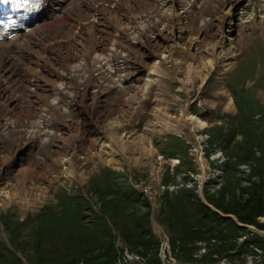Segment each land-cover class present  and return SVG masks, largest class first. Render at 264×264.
I'll return each instance as SVG.
<instances>
[{"label":"rangeland","instance_id":"1","mask_svg":"<svg viewBox=\"0 0 264 264\" xmlns=\"http://www.w3.org/2000/svg\"><path fill=\"white\" fill-rule=\"evenodd\" d=\"M85 1L80 0L78 3L81 11H84L86 7ZM148 1L151 2L152 0ZM230 1L193 0V2H190L189 0H175L174 2L169 1L168 5L164 6L163 1L159 0L155 4L156 10L153 9L150 14L142 13L144 17L138 16V13H135V16H127L129 11L120 7L116 9L119 16L116 20L119 24L109 19L107 23L99 24L96 30L98 32L99 27L104 28V33L94 34L89 38L78 24H74L77 21L79 11L77 7L72 15L64 20L65 29L71 33V35L65 37V42L69 46H74V40L82 36L85 39L81 44L87 47L90 46V39L92 41L95 39L94 42L97 43V48L101 47L102 49H98V52L106 51L114 44L115 49L121 50L126 57L139 66V78L145 77L146 71L149 72L154 65H157L158 60L167 57V60H171L173 64L175 63L177 72L165 75L168 76V83H156L152 88L153 92H150L151 98L149 100L153 99V105L159 108L161 112L177 117L181 116L180 113L183 109L180 106L188 103L187 110L191 114L201 117V119H208L206 131L209 135L211 132H215V127L218 125H223L224 128L229 129L241 111L248 119H252L253 122L260 120L259 122L264 126V0H235L233 6ZM244 8L248 11L242 16L241 13ZM163 10H166L167 18L162 16ZM228 13H231L232 18L237 22H239V18H243L241 19V28L232 33V48L235 51V56L230 60L228 66H214L215 60L213 61L211 56L207 57L204 50L217 43L218 37L220 38L224 33H228ZM166 26L170 30L167 33H165L168 29ZM70 27L72 28L70 29ZM115 30L119 32L115 33ZM172 31L173 33H179L182 40L176 43L180 52H174L171 56L170 52L173 51L172 48L176 44L169 41L168 38L164 39L163 36L172 34ZM62 43L64 44L63 41ZM50 48L49 42L42 46L34 44L32 50L41 55V59L37 63L34 61L29 63V68H33L31 72H22L20 67L16 68L11 78L7 76L13 71L14 62L11 63V60L5 61V66L8 67L11 64V67H8L10 71L6 74L7 76L3 75L8 87L2 86L4 89H0V190L6 191L9 189L8 191L12 196L19 191L21 197L27 199L25 208L14 201L6 204L2 203L0 199V215L4 217L0 218V242L18 258L19 264H98L104 261V258L100 259L99 257L102 251L98 248L94 249L98 246V243H93L89 236L78 234V225L97 229L98 216H100L99 213L104 203L116 202L115 195L108 193L104 196L96 189L98 183L102 187L109 185L107 182L111 180V177L106 175L100 178L103 170L107 169L118 176L121 175L119 186L123 189L126 188L124 190L128 189L125 184L128 179L126 175L128 174L132 181H139V183L142 182L150 186L151 191L156 195L151 203L147 200L144 205L136 201L138 192L131 194L129 191L133 195L131 202L136 201L138 205H132L130 202H118V209L122 216L148 215L152 237H144L145 240H151L150 244L138 245L131 249V246L122 241L119 231L113 228L114 247L118 248L115 251L114 264H264V231L257 232L256 229L258 231L261 229L238 221L233 214L222 212L217 207L209 204L206 199L207 195L213 196L215 199L220 196L226 202L232 200L234 196L244 202L249 198V192H246L245 189L254 185L264 187V171L262 173L258 172L260 171L258 168L261 166L257 163L259 156L264 158L263 133L260 148L255 149L254 157L239 162L236 169L231 172V177L226 170L220 178L219 186H213L212 190L207 187L204 189L202 196L212 208L223 214L231 215L239 224L247 225L250 228H242L230 220L231 222L227 221L226 224H219V228L216 227L211 232L202 233L203 238H197L198 234L191 233L187 235L186 240L175 239L169 233L168 227L161 221V219H165L167 212L171 210L166 204L168 197H165V195L176 194L180 189L186 187L165 188V185L171 183L169 171L164 172L161 180H152L151 171H153L155 165L152 154L156 151L155 141H150V135L141 130V125L138 129L140 131L139 135L142 137H137L138 135L128 137L121 135L119 132L117 133V131H112L115 123L112 119L120 117V115L113 117L115 112L113 110L107 115L108 117H102L100 120L104 119L103 121L108 123V129L107 127L105 129L110 133L104 130L106 139L113 142V138L118 136L119 147L114 143L115 147H111V142L107 143V147L104 142L102 143L103 150V147L96 149L95 145H91L89 149H84L81 152L82 156L80 157L75 155H73L74 157L71 155L55 156L58 161L64 159L70 160V163L72 161L75 172L74 169L71 172L67 171V164L63 167L60 164H51L49 172H43L42 170L41 177L36 181L34 180V182H28L23 191L25 194L21 193L17 186L19 180L14 174L19 169L24 170V168L39 172L38 167L40 164L48 161L43 156V150L37 151V141L31 142V140L22 137V129L27 127L24 124L28 121L29 112H33L32 110L35 108L33 106L36 103H43V106L49 109V104L52 102L69 101L70 112L69 114L64 112L63 115H60L58 124L67 121L76 123L74 121L77 114L76 108L81 103V97L90 95L91 88H93L87 65L92 54H87L86 60L72 61L69 59L73 62L70 66L72 71L66 72V64L61 66L62 63L58 62L61 67H57L54 58L55 53ZM170 56L174 59L172 60ZM82 62V66L79 67ZM48 67H54L57 71L63 72L64 78H57L55 75H51V72L44 71ZM170 68L168 70H171ZM26 73H29V75ZM220 83L225 88L227 98L231 99L232 108L230 109H224L220 103L215 102L218 101V95L215 92L218 90V84ZM175 91H179L177 97L170 96ZM93 93L97 95V92ZM26 95L28 96L26 97ZM33 96L36 100H32ZM120 98L115 101L111 99L110 103L113 101V103H116L115 105H119ZM65 107L66 105L63 106V109ZM110 109H112V106L109 107ZM175 116L173 118H176ZM160 118L165 119L162 116ZM86 136H91L89 131ZM168 139L166 144L167 154ZM241 139L242 135L238 133L235 142ZM103 141L106 140L103 139ZM22 142L24 146L18 149ZM122 144H125V146ZM28 145H30L29 148L34 147L35 151H31L17 160L19 152ZM219 145L223 149L226 143L222 142ZM140 146L144 149H141L143 154L137 151H140ZM233 146L234 144L226 149V152L223 149L226 159L229 157L228 155L237 157V152H235L236 155L231 153ZM109 147L112 150L110 153L114 152L115 148L117 150L110 155ZM54 153L60 154L59 151ZM12 154L15 155V159L12 165H8L9 159L7 157ZM118 161L127 164L130 167V173L127 172L126 175H123L116 171L117 167H114L116 166L114 163H118ZM244 163L250 166V168L248 167L249 174L237 171L238 166ZM127 166L125 165V169ZM252 176L255 177L252 179ZM159 182L164 188L159 186ZM186 189L195 191L194 188ZM76 195H83L89 199L90 208L88 210L83 211L84 208L82 207V212L80 211L79 206L76 205L80 198H72ZM141 197L144 198V195ZM5 218L14 223L24 224L31 221V225L20 231H10L12 225L5 224ZM258 221L264 223V216L259 217ZM191 237L194 238L190 240ZM6 241L12 250L8 247ZM155 241L157 242L155 243ZM225 241L228 246L232 245L231 250L225 251L221 248ZM248 241H253L254 245L249 247ZM83 247L88 253L76 258L75 255H78L80 253L79 249ZM1 249L0 264H14L13 259L9 255H4Z\"/></svg>","mask_w":264,"mask_h":264},{"label":"trees","instance_id":"2","mask_svg":"<svg viewBox=\"0 0 264 264\" xmlns=\"http://www.w3.org/2000/svg\"><path fill=\"white\" fill-rule=\"evenodd\" d=\"M259 121L253 122L252 119H248L246 116H244L243 111H241L239 116L233 121L229 129L224 128L223 125H218L217 127H215V132L210 133V144H221L222 142H225L226 145L223 148L225 152L227 151L226 149H229L231 145L234 144L233 151L230 152L232 154H234L235 152L238 153L237 157L228 155L229 157H227V159L223 163V173L227 170L229 176L231 177V172L236 169V166L239 162H244L254 157L255 149L258 150V148H260L262 133L264 134V126ZM238 133H241L242 139L238 141L236 140L235 142V137ZM168 140V155L172 157L177 156L180 158V164L175 168V170L177 172L190 170L191 163L187 156V145L183 140L174 136H169ZM234 158L236 159L234 160ZM263 162L264 158H261L259 156L257 158V163L261 166L260 168H258V170H260L258 171L259 173H262L264 171ZM106 175H108V177H111V180L113 181L111 183V180L108 181L107 183L109 185H107V187H102V185L98 183L96 185V189L100 191V193L104 196L108 193L115 195L117 198L116 202L104 203V206L99 213L100 216H98L96 225L97 229L94 230L87 226L78 225V234L80 233L81 236L85 235L86 237L89 236V238L92 239L93 243H98V246H96L94 249L98 248L100 251H102V254L99 257L100 259L104 258V261L98 264H114L116 256L115 251L118 248L114 247L115 236L112 232L113 228L119 231L122 241L125 244L131 246V249H134L138 245L141 246L148 243L150 244L151 240H145L144 237H152L150 229V218L147 214L142 216L135 214H133L132 216H122L118 209V202L132 203L131 200L133 195L131 194L136 191L130 186H127V190H124L126 188L123 189L122 187H120L118 175L108 169L103 170V172L100 174V178ZM170 178L172 180V177ZM245 190L246 192H249V198H247L244 202H241L238 197L234 196L232 200L226 202L224 201L223 197L220 198V196L215 199L213 196L207 195L206 199L209 204L217 207L222 212L233 214L238 221L245 224L254 225L256 228L264 231V223L258 221L259 217L264 216V187L254 185L253 187H249ZM129 191L131 192V194ZM165 197H168L166 204L171 210L167 212V216L165 217V219H161V221L168 227L169 233H171L172 236H174L177 240H186L188 237L187 235H190L191 233L198 234L197 238H203L202 233L206 234L207 232H211V230L213 231L216 227H218L219 224H226L227 221H230L224 220L217 214L211 212L203 203H201L195 191L191 189L183 188L180 189L178 193L165 195ZM72 198H80V201L76 202V205L79 206L80 211L82 207L84 208L83 211L90 208V202L87 197H84L83 195H76ZM136 201L137 203L144 205L147 203V200L142 198L139 193ZM136 201L132 203V205H138ZM0 218L4 217L0 215ZM6 218L4 219V221H6L5 224H7L8 226L12 225L10 231H20L26 229L31 225V221L24 224L16 222L14 223L10 219ZM226 235H228V233H226ZM193 238L194 237H191L190 240ZM156 242L157 241H155V243ZM248 242L249 247L250 245H254L253 241ZM226 243L227 242L225 241V243L221 245V248L225 251L231 250L232 245L228 246ZM0 248H2L1 250L4 255H9L13 259L14 264H19L18 258L10 253L8 248H6V246H4L2 242H0ZM79 252L80 253L78 255H75L76 258L82 257L83 255L88 253V251H86L84 247L79 249ZM69 262L70 261L68 260V263Z\"/></svg>","mask_w":264,"mask_h":264},{"label":"built area","instance_id":"3","mask_svg":"<svg viewBox=\"0 0 264 264\" xmlns=\"http://www.w3.org/2000/svg\"><path fill=\"white\" fill-rule=\"evenodd\" d=\"M148 73V70H147ZM146 73V74H147ZM103 88L105 93L110 91L113 87L114 82L119 78H124V73L119 75V78L110 74L108 75L106 72L101 74ZM108 79V80H107ZM156 84L149 83L147 76L141 79V82H134L133 86L129 85V89L126 90V93L122 94L120 97L119 105H112V109L105 108L106 99L104 95H94L93 92H90V98L87 100L86 112L81 113L82 119L86 121H82L84 123L82 125H70L68 123H64L60 125L59 129L55 128V123L53 121L44 120L40 124L36 123L34 120H29V122H25L24 125L27 127L22 129L28 130L31 133H35L34 139H31L29 136H25L26 139L34 141L35 138L41 137L45 133V129L47 126L49 127V132L51 133L48 138V142L46 145H41L40 148L44 151V157L47 158L48 161H44L38 167L40 170L50 171L51 164H56L57 159L55 156H82L81 152L84 149H89L91 145H95L96 149L102 148V143H107L108 140L104 134V128H102L103 120L100 118L106 117L111 110L115 111L113 117L119 116L121 110H125V114H127V118L122 121L119 129H114L113 131L119 132L123 136H132L138 135L140 133L137 123L139 121V117L142 113H145L147 119H145L141 130L146 131V134L150 135V141H155L156 151L152 154V160H154L153 171H151L152 180H161L162 175L165 171H169V175L173 177V180L170 184L165 185V188H178V187H186V188H194L195 192L203 196L204 189L207 187L213 188V186L218 187L220 178L223 174V163L225 161V157L222 152L218 148H210L208 144V135L203 133V129L207 126V124L203 126H199L196 124H191L192 119H188L187 123L183 121H178L177 119L182 116V114L187 110L188 103L185 104L183 109L181 110L180 117L175 115L166 114L161 112L159 108H156L153 105V99L149 100L150 92H153V87ZM143 86L149 87V90L146 93V97L143 95L144 90ZM157 94V90H156ZM179 94V91H175L170 96H176ZM106 95V94H105ZM226 95V94H225ZM227 96V95H226ZM35 96H33V99ZM133 98V99H132ZM173 98V97H172ZM218 103H220L225 96L223 94H219L217 96ZM36 100V99H35ZM33 107H35L32 111L34 115H39L40 112L43 111L44 106L42 103H36ZM136 111V113H135ZM187 112L192 115L188 110ZM135 113V114H134ZM48 118L51 117L55 122L58 121L57 117L48 111ZM164 117L165 119H161L160 117ZM176 117L173 118V117ZM207 123V122H206ZM185 124V125H184ZM190 124V125H188ZM188 125V126H187ZM47 130V129H46ZM89 131L91 136L87 137L86 133ZM168 135H174L176 137L182 138L188 144V157L191 161V169L187 171H182L181 173H176L175 168L179 164V158L167 157L166 151V140ZM106 140V141H103ZM30 143V142H28ZM24 145V144H23ZM104 148V147H103ZM102 148V149H103ZM109 153H110V147ZM55 151H59L60 154L54 153ZM112 151V150H111ZM114 153V152H112ZM110 153V155H112ZM121 156H123L120 153ZM117 167L116 171L121 174H125L127 172L130 173V167L127 164L122 162L114 163ZM125 165L127 166L125 169ZM43 166V167H42ZM42 167V168H40ZM250 166L247 164H241L238 166L237 171H243L246 174H249ZM128 176V174L126 175ZM255 176H252V179ZM128 182L131 186L138 189L145 198L151 203L156 195L151 191V187L145 183L139 181H132V178L128 176ZM159 186L164 188L163 185L159 182ZM159 189V188H158ZM165 243V242H164Z\"/></svg>","mask_w":264,"mask_h":264},{"label":"bare ground","instance_id":"4","mask_svg":"<svg viewBox=\"0 0 264 264\" xmlns=\"http://www.w3.org/2000/svg\"><path fill=\"white\" fill-rule=\"evenodd\" d=\"M79 1L80 0H49V3L46 7V15H47V17H49V20H45V18H42V20H45L44 23H38L34 28H31L27 33H25V34L16 33L11 38H9L7 40L0 41V89H4V87H8V85H6L5 80L3 79V75H6L10 71V69L8 67L11 64L7 67L4 65L5 61L11 60V63H12V61L14 62L13 63V71L11 73H9L8 76L6 75L7 77H10V78L13 77L14 70L18 67L21 68L22 72H31V70H33V68H29V63L31 61H34L35 63H37L38 60L41 59V55L33 52V50H32V46L34 44L42 46V45H45V43L49 42L51 45L50 49L55 53L54 58H55L57 67L59 68V67L66 64V66H67L66 72L72 71V69L70 67L73 63L72 61H74V60L78 61L79 59L86 60V57L89 54H92L91 56H93V57H91V59L89 58V61L87 63L88 72L90 71L88 74L90 75V74H92V72L99 70L97 68L101 65V61H100V55L101 54H99V52H98L99 48H97V43L94 42L95 39H94V41H92V39H90L91 40V41H89L90 46L88 45L87 47L85 45L81 44L83 39H85L82 36H79V37H77L76 40H74V42H73L74 46H71V45L69 46V45H67V42H65V37L68 35H71V33L67 29H65V21L64 20L72 15V13L75 11V8L77 9ZM158 1L159 0H152L151 2H149L148 0H86L85 1L86 7L84 8V11L83 10L81 11V9H79V7H78L79 11H78V15H77V21L74 24H78L80 26L81 30L83 32L87 33V36L89 38L92 35L96 34V30L98 29L99 24H101L103 22L107 23L108 22L107 20H109V19L114 21L116 24H119V22L116 20L119 17L117 15L118 11L116 9H119L120 7L125 8L126 10L129 11L127 16H135V13H138V16H143V14H146V13L150 14L153 11V9L156 10L155 4L158 3ZM162 1L164 3V6H167L169 1L174 2L175 0H162ZM189 1L193 2V0H189ZM234 3H235V0L230 1V4L232 6ZM230 10H229V12H230ZM247 11H248V9L244 8L243 12L241 13L242 16H244L247 13ZM165 13H166V10H163L162 16L163 17L166 16V18H167V15ZM121 15H124V14H121ZM227 17H228L227 18V24H228V28H229L228 33L226 32L220 38L218 37L219 40L217 41V43H215L211 48L204 50V53L207 57L211 56L213 61L215 60L214 66H224V67L228 66L230 60H232V58L235 56V51L232 48V42H233L232 33L233 32L235 33L237 31V29L241 28L240 24H241V19H243V18H239L238 19L239 22H237V20L235 21L232 18L231 13H228ZM128 23H132V22H128ZM70 26H71V24H70ZM71 28L72 27H70V29ZM166 28H168V29L165 31V33L170 31L168 26H166ZM98 32L104 33L105 31H104V29H100ZM171 33L172 34H170V35H164L163 38L164 39L168 38L169 41H172L174 44H176L178 41L182 40V36L179 33H173V31ZM62 41L64 42V44L62 43ZM177 47H178L177 44L175 46H173L174 49L172 48L173 51L170 52L171 56L174 52L175 53L180 52V50ZM167 56H168V54H167ZM83 58H85V59H83ZM166 58L165 59L161 58L160 60H158L159 62L157 63V65H154L152 67V69L146 74L149 83H154V84H156V83L159 84V82L168 83V80H167L168 76H165V75L169 74L171 72L172 73L177 72V69H176L177 66L175 65V63L173 64V62L170 60L172 62V64H171V62L169 60H167ZM25 59H27L26 62H24ZM69 59L72 61H70ZM173 59L174 58H172V60ZM58 62L62 63V64H60L61 66L58 64ZM82 64H83V62L79 65V67H81ZM44 66H46V65H44ZM169 67H171L170 68L171 70H168ZM44 71L51 72V75H55L57 78L64 76L63 72L57 71L54 67H48ZM52 73H54V74H52ZM26 74L29 75V73H26ZM162 75H164V76H162ZM14 81H16V80L14 79ZM18 81H20V80L18 79ZM2 86H4V87H2ZM25 86L28 87L27 85H25ZM5 90H7V89H5ZM143 90L145 93L143 95V97H144V96H146V93L149 90V87L143 86ZM225 93H226V91H225L224 86L221 85V83L218 84V90L215 92V94H217V95L223 94L225 96V98H223V100L220 102V105H222V107L224 109H230V108H232V105H231L230 99L227 98ZM27 96L28 95H26V97ZM118 111H120V114H119L120 117L112 119V121H115V123L113 124L114 129H116V128L119 129L121 126L120 123H122V121H124L127 118V114H125V110H121L119 108ZM135 113H136V111H135ZM40 116L41 115H39V117ZM106 117H108V116H106ZM188 119H192L191 124H196L199 126H203L206 124L203 119L197 117L196 115L191 116L187 112V110L177 120L183 121L184 123H187L186 121H188ZM101 124H102L101 125L102 128L105 129V127H107V129H108V123L106 121H103V123H101ZM188 125H190V124H188ZM112 131H113V129H112ZM108 133H110V132H108ZM108 133H107V136H108ZM22 135L23 136H29L31 139H34V136H37V135H35L34 132L31 133L28 130L22 131ZM45 135L47 136V134H45ZM137 137H142V136H140L138 134ZM109 142H111L110 143L111 147H115L114 144L119 147V145H118L119 137L118 136L113 138V142H112V140L110 141V139H108V144H109ZM125 144L124 145L122 144V145L125 146ZM134 145H136V144H134ZM123 146H122V148H123ZM136 146H139V145H136ZM20 147H22V144L20 145ZM129 147H130V145H129ZM129 147H128V149H129ZM141 149H143V148L140 146V151L139 150H137V151L140 154H143L142 152L144 149L142 151H141ZM115 150H117V149L115 148ZM115 150H114V152H115ZM134 150L136 151V149H134ZM123 152H124V150L122 151V153ZM72 157H74V156H72ZM7 158L9 159L8 165H12L13 160L15 159V155L12 154ZM7 158H6V160H7ZM56 164H60L61 167L65 166L67 164V167H68L67 171L69 170V172H71L72 169H74L73 163H72V161L70 163V160L64 159L62 161H57ZM74 172H75V169H74ZM14 175L17 176L16 178H18V180H19V183L17 184L18 189H20L21 193L24 195L25 193L23 191L27 186L26 184L28 182H34V180L36 181V179L41 177L42 170H39V172H35V171H32V170L30 171V170L24 168V170L19 169ZM31 185H32V183H31ZM8 190H6V191H4L3 189L0 190V199H1L2 203L6 204L10 201H14L17 204H19L22 208H25L27 206V199L24 197H21V195L19 194V191L15 194L13 193L14 195L12 196V194H10V191H8ZM26 190H28V189H26Z\"/></svg>","mask_w":264,"mask_h":264},{"label":"water","instance_id":"5","mask_svg":"<svg viewBox=\"0 0 264 264\" xmlns=\"http://www.w3.org/2000/svg\"><path fill=\"white\" fill-rule=\"evenodd\" d=\"M21 154H23V152H21ZM199 198L201 200V203H203L211 212L217 214L219 217L223 218L224 220H231L236 225H238V226H240L242 228H249V226H247V225L239 224L231 215L223 214V213L217 211L216 209L212 208L208 203H206V201L204 199H202L201 197H199ZM0 225H1V223H0ZM6 243L8 244L7 241H6ZM8 247L12 250V248H11V246L9 244H8Z\"/></svg>","mask_w":264,"mask_h":264},{"label":"snow or ice","instance_id":"6","mask_svg":"<svg viewBox=\"0 0 264 264\" xmlns=\"http://www.w3.org/2000/svg\"><path fill=\"white\" fill-rule=\"evenodd\" d=\"M23 2H24L25 4H27V3L30 2V0H23Z\"/></svg>","mask_w":264,"mask_h":264}]
</instances>
